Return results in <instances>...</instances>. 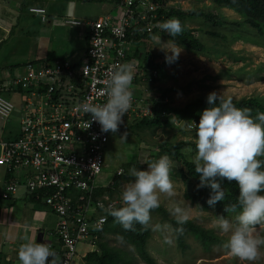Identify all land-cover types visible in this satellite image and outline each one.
Masks as SVG:
<instances>
[{
	"label": "built area",
	"instance_id": "1",
	"mask_svg": "<svg viewBox=\"0 0 264 264\" xmlns=\"http://www.w3.org/2000/svg\"><path fill=\"white\" fill-rule=\"evenodd\" d=\"M119 2L124 9L120 17L103 15L86 23L88 43L79 60L59 57L28 61L22 73L0 84L1 117H11L16 109L1 91L22 94L20 132L15 139L0 143V168L4 170L0 199L13 200L24 188L56 214L52 232L56 242L48 246L56 253L57 264H73L79 244L95 249L110 216L107 209L122 204V200L98 197L103 186L95 182L106 166L113 133H101L100 125L78 105L105 102L110 74L127 66L132 76L131 103L119 129L154 116L149 97L136 95L133 90L148 92L147 84L159 73L146 70L135 59L130 37L156 33L162 5L158 0ZM29 11L46 20L45 8L31 6ZM69 23L83 24L79 19ZM169 117L174 126L182 124L176 116ZM187 124L184 128L189 130Z\"/></svg>",
	"mask_w": 264,
	"mask_h": 264
},
{
	"label": "rangeland",
	"instance_id": "2",
	"mask_svg": "<svg viewBox=\"0 0 264 264\" xmlns=\"http://www.w3.org/2000/svg\"><path fill=\"white\" fill-rule=\"evenodd\" d=\"M160 2L165 11H201L209 14L213 21L192 15L179 19L181 25L195 31L196 37L206 45V49L202 52L192 51L175 40L182 51L179 58L171 64L165 62V53L156 46V38L159 36L164 42L173 40L161 28L132 44L130 51L135 54L138 62L145 64L148 55L150 61L161 66L159 77L147 84L151 96L164 94V101L175 108H182L198 99H207V95L213 91L232 100L257 98L264 104V36L256 29L245 28L243 15L217 0ZM169 46H172L171 43ZM133 93L150 96V93L144 92L143 89L133 90ZM5 96L15 105L20 98L19 94L12 99ZM11 121L12 125L17 127V111ZM181 122L180 126L172 125L170 120V124L136 125L113 134L106 151V166L95 180L97 185L105 186L100 190L98 197L121 200L123 184L133 179L130 170H146L147 162L156 161L166 155L171 162L169 175L173 194L159 195L160 206L151 210L149 224L144 226L147 229L146 250L154 259V264H264V244L258 245L257 256L251 261L241 260L223 247L228 234L218 230L215 220L218 215L230 219L233 214L220 211L216 206L212 207L206 203L210 188H198L199 174L192 176L186 164V161L192 163L196 152L195 131L186 130L184 124L188 122ZM125 132L126 138L122 140L120 137ZM170 145H179L178 151L182 157L167 155L164 149ZM119 170L122 171L120 175ZM111 181L113 184L109 185ZM222 187L226 191L223 184ZM177 205L185 210L186 221L205 232L207 240L195 235L184 223H177L171 212ZM0 214L26 222L30 219L22 208L4 210V207H1ZM53 219L52 214L51 218L47 219L45 241L49 239L47 231ZM179 231L182 233V242L179 240ZM253 235L264 240V223L253 229ZM98 244L118 251V264H149L130 240L129 231L124 230L115 220L107 225ZM89 250V245L84 247L79 244L78 255L73 264H86L87 261L82 255Z\"/></svg>",
	"mask_w": 264,
	"mask_h": 264
},
{
	"label": "clouds",
	"instance_id": "3",
	"mask_svg": "<svg viewBox=\"0 0 264 264\" xmlns=\"http://www.w3.org/2000/svg\"><path fill=\"white\" fill-rule=\"evenodd\" d=\"M160 28L172 37L183 30L176 18L164 21ZM156 39V46L165 53V62H175L182 51L178 43L161 41L160 36ZM131 79L127 66L118 67L110 74L105 102L84 101L78 105L80 111L100 125L101 133L115 134L123 123L131 103ZM207 104L198 124L193 121L186 125L189 130L195 129L196 152L192 163L199 174L197 187L210 188L206 203L214 207L225 199L223 181L236 182L237 202L224 209L233 215L230 219L218 215L215 223L219 231L228 234L223 247L241 260L251 261L257 256L258 245L264 244V240L253 235V229L264 223V169L261 167L264 161L257 159L264 155V112L257 111L253 116L249 109L236 107L230 97L224 98L215 91L207 95ZM126 135L125 132L120 138L123 140ZM170 163L165 155L147 162L146 170H130L133 179L122 186V205L107 209L124 230H134L135 224L148 225L151 210L160 206L159 195L173 194ZM171 212L178 224L186 222L187 215L181 206H174ZM24 241L17 252L20 264H57L56 253L46 242L38 243L30 237H24Z\"/></svg>",
	"mask_w": 264,
	"mask_h": 264
},
{
	"label": "crops",
	"instance_id": "4",
	"mask_svg": "<svg viewBox=\"0 0 264 264\" xmlns=\"http://www.w3.org/2000/svg\"><path fill=\"white\" fill-rule=\"evenodd\" d=\"M31 6L45 8L46 20L40 14L31 13ZM123 12L119 0H0V84L22 73L28 61L59 57L79 60L88 43L86 23L103 15L118 18ZM71 19H79L83 24H71ZM1 93L11 99L19 94L20 98L16 101L14 111L19 114L17 127L11 121L14 113L9 118L0 116V143L18 136L22 100V94L17 91L3 90ZM3 174L4 170L0 168V175ZM1 207L4 210L22 208L30 219L26 222L0 214V264H20L17 252L20 244L25 242L24 237H30L38 243L56 242L52 232L56 227L57 216L42 199L33 198L25 193L24 188H20L13 200L0 199ZM51 214L54 219L47 231L49 239L45 241V227ZM41 231L43 237L39 241ZM92 250L90 247L89 251Z\"/></svg>",
	"mask_w": 264,
	"mask_h": 264
},
{
	"label": "trees",
	"instance_id": "5",
	"mask_svg": "<svg viewBox=\"0 0 264 264\" xmlns=\"http://www.w3.org/2000/svg\"><path fill=\"white\" fill-rule=\"evenodd\" d=\"M160 2V0H158ZM220 3H223L237 12H239L244 17L243 26L248 29H256L259 34L264 36V0H217ZM161 4V2H160ZM203 16L209 21H213L212 17L209 14L202 13L201 11H189L185 12L182 10H170L165 11L164 7H161L158 10V20L162 24L164 21L176 18L180 19L182 17H189V16ZM182 32L176 36L172 37L170 34L167 33V36L173 40L179 41L187 48L191 49L192 51L202 52L206 49V45H204L199 38L196 37L195 31L191 28L182 25ZM147 35V34H146ZM146 35H132L130 40L132 44L135 42L142 40ZM135 55V54H134ZM147 62H145L146 70H157L160 75L161 66L154 63L153 61L149 60L148 55L145 58ZM150 93L149 101L151 102L152 108L154 110V116L152 118L142 119L135 124L129 126H123L119 130L131 128L136 125H154V124H170L169 123V115H174L181 121L186 122H199L200 113L202 110L209 105L207 104V99H198L191 103H188L182 108H175L171 107L168 102L164 101L165 95L158 94L155 96H151ZM233 104L238 108H247L251 111L253 116L256 115L257 111L264 112V104L258 100L257 98H250L244 100H232ZM172 124V123H171ZM173 125V124H172ZM179 145H170L169 148L164 149V152L167 155H177L181 156V152L178 151ZM258 160L264 161V156L259 158ZM186 164L189 168V172L192 176H198V173L195 172L194 165L188 161ZM262 169H264V164L261 165ZM226 187L225 191V199L223 201H219L216 203V207L220 211H224L225 206L234 204L237 202V196L239 195V188L235 181H227L226 179L222 183ZM102 191V189H101ZM98 192L97 195L100 194ZM264 194V193H262ZM122 204H118L117 207H120ZM114 217L111 215L109 216L108 222L104 228V230L100 233V239L102 238V234L105 233L107 225L114 221ZM186 228H190V230L197 236L201 237L202 240H207V236L203 230L198 229L197 227L193 226L190 221H186L184 223ZM130 233V240L136 246L139 254L141 257L149 264H154V259L150 256L148 251L146 250V234L147 229L140 225L135 224L134 230H128ZM179 240L182 242L181 237L182 233L179 231ZM99 239V241H100ZM98 241V242H99ZM182 244V243H181ZM98 249L93 251H89L87 255L84 257L87 261L86 264H118L119 262V253L118 251L106 247L104 245L98 244Z\"/></svg>",
	"mask_w": 264,
	"mask_h": 264
},
{
	"label": "water",
	"instance_id": "6",
	"mask_svg": "<svg viewBox=\"0 0 264 264\" xmlns=\"http://www.w3.org/2000/svg\"><path fill=\"white\" fill-rule=\"evenodd\" d=\"M42 237H43V232L41 231L38 235V240L41 241L42 240Z\"/></svg>",
	"mask_w": 264,
	"mask_h": 264
}]
</instances>
